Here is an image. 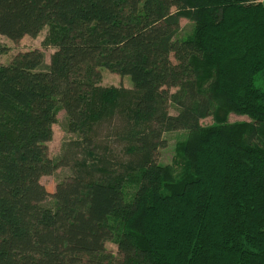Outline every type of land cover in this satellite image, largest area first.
<instances>
[{"label":"trees","instance_id":"trees-1","mask_svg":"<svg viewBox=\"0 0 264 264\" xmlns=\"http://www.w3.org/2000/svg\"><path fill=\"white\" fill-rule=\"evenodd\" d=\"M46 27L49 64L38 49L0 64V264H264V0H0V36ZM60 111L76 138L54 162ZM61 167L50 209L40 179Z\"/></svg>","mask_w":264,"mask_h":264},{"label":"rangeland","instance_id":"rangeland-1","mask_svg":"<svg viewBox=\"0 0 264 264\" xmlns=\"http://www.w3.org/2000/svg\"><path fill=\"white\" fill-rule=\"evenodd\" d=\"M180 27H181V30L179 34L177 35V39H183L189 36L192 32L193 24L185 19H181ZM46 35H47V27L44 28L36 38L25 36L18 43H14L8 40L7 38L0 36V43L3 46L7 47L8 49L5 54L0 55V64L7 65L16 54L23 53V52L33 50V49L40 50L44 54L45 63L49 64L50 56L54 53V50L50 47H46L43 45ZM101 72H102L101 85L105 87L123 86L124 88L129 89V90L133 88L131 80L128 76L120 77L116 74H112L108 72L105 69H102ZM256 86L263 88L264 80L262 78H259L256 81ZM171 92H175V90H171ZM169 113L171 115H175L176 110L172 106H170ZM227 118L230 123H241V122L249 123L251 121L250 117H248L246 114H239L236 112H230ZM213 123L214 121H213V118L211 117H207V118L200 120V124L202 126H210ZM66 127H67L66 116L63 111H60L57 114V122L52 127V133H53L52 140L47 144L49 158L52 159L54 162L59 158V156L62 153L61 152L62 143L66 140L68 141L70 139L76 138L74 135L66 133ZM100 136H101L100 137L101 143L106 144L107 147L112 146L111 149L114 151L115 154H117L119 151V145L118 144L112 145L108 143V141H111V139H107L108 132L106 129H103V131H101ZM187 136H188L187 132L183 130L165 133L163 135L165 144L163 148H160L158 150V153L156 155V161L162 165H171L172 162L174 164L175 160L177 159L176 158L177 156L176 147H178L179 143L184 142ZM175 168L177 169L178 166L176 165ZM70 175H71V169L69 167H61L55 170L52 175L43 176L40 179V183L44 186L46 191L50 194V196L43 203L45 207L54 209V201L51 195L54 193L56 185ZM135 191H136V188H133V187L127 188L126 197L128 199H132L133 193H135ZM115 223L120 225V223H118L117 221H115ZM122 229L123 228L121 226L120 231ZM105 247L110 253L116 256L117 248L114 242L112 241L107 242L105 244Z\"/></svg>","mask_w":264,"mask_h":264}]
</instances>
